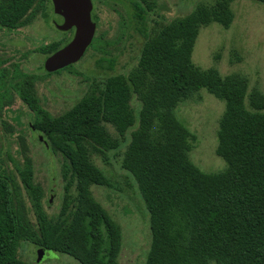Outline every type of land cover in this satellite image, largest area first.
I'll use <instances>...</instances> for the list:
<instances>
[{
	"label": "trees",
	"instance_id": "16d2710c",
	"mask_svg": "<svg viewBox=\"0 0 264 264\" xmlns=\"http://www.w3.org/2000/svg\"><path fill=\"white\" fill-rule=\"evenodd\" d=\"M236 1L202 3L151 35L156 0H132V19L145 38L137 66L127 75L108 77L59 116L40 105L30 81L19 86L32 119L27 129L36 130L49 151L66 161L64 196L59 213L50 217L31 158L23 153L21 183L0 163V264H28L19 256L23 243L80 264H118L122 228L92 192L113 185L94 157L117 152L129 132L122 168L150 215L144 264H264V92L242 74L222 76L193 62L201 30L213 24L230 29ZM252 1L264 5V0ZM40 2L48 10L50 0H0V31L24 27ZM68 42L39 53L53 55ZM115 62L109 61L112 68ZM202 90L226 107L216 153L227 168L219 173H206L192 162L196 138L178 117L182 105L200 101Z\"/></svg>",
	"mask_w": 264,
	"mask_h": 264
},
{
	"label": "rangeland",
	"instance_id": "374dc122",
	"mask_svg": "<svg viewBox=\"0 0 264 264\" xmlns=\"http://www.w3.org/2000/svg\"><path fill=\"white\" fill-rule=\"evenodd\" d=\"M212 2L156 0V10L150 14L149 33L152 35L162 23L190 14L202 3ZM233 9L235 20L230 29L213 24L201 30L193 62L204 70L217 69L222 76L242 74L252 87L259 86L264 92V5L252 0H238ZM46 11L49 15L40 2L24 27L0 31V163L16 182L21 183L19 169L23 167V153H26L33 163L34 181L45 193L44 208L50 217H55L63 203L62 176L66 161L60 154L49 151L38 141V135L27 129L32 119L30 121V111L18 92L19 86L30 81L40 105L53 116H59L88 93L100 89L108 77L129 74L138 64L145 38L137 30L136 23L131 26V12L127 8L117 3L100 2L99 34L105 42L92 47L74 67L48 75L43 69L46 56L39 54L38 49L66 41L69 37L52 23H45ZM53 21L62 23L54 13ZM111 60L116 61L113 68L109 63ZM199 96V102L186 103L178 110L179 120L196 138L190 157L206 173L223 172L227 164L216 151L225 103L206 90ZM133 106L136 108V103ZM110 132L117 137L113 129L110 128ZM130 139L129 132L117 152L108 153L106 158L94 157L96 166L111 180L113 188L93 187L92 192L122 228L123 245L118 264H144L151 245L150 215L134 179L122 168ZM22 194L30 219L36 223L28 193L22 189ZM40 250L23 243L19 256L28 264H80L59 253H52L40 261Z\"/></svg>",
	"mask_w": 264,
	"mask_h": 264
},
{
	"label": "water",
	"instance_id": "95a60500",
	"mask_svg": "<svg viewBox=\"0 0 264 264\" xmlns=\"http://www.w3.org/2000/svg\"><path fill=\"white\" fill-rule=\"evenodd\" d=\"M52 3L55 15L63 20L58 24V30L69 32L75 29L76 32L69 45L46 60L44 68L47 73H55L79 63L93 43L96 31V25L92 22L91 0H52ZM39 140L44 141L42 137ZM45 145L48 147L46 142ZM52 253L54 252L41 249L39 260L46 259Z\"/></svg>",
	"mask_w": 264,
	"mask_h": 264
},
{
	"label": "flooded vegetation",
	"instance_id": "af4514ba",
	"mask_svg": "<svg viewBox=\"0 0 264 264\" xmlns=\"http://www.w3.org/2000/svg\"><path fill=\"white\" fill-rule=\"evenodd\" d=\"M92 1V4H93V10H92V22L96 25V31H95V36H94V39H93V43L91 44V46H90V48L88 49V50H90L92 47H97V45L98 44H102L103 42H105V40H104V37H103V35L101 36L99 33H100V18H99V16H98V8H99V5H100V2H108V4H110V3H117V5H120V6H123V7H125V8H127V10H129L130 12H131V14L129 15V19H131V26H132V24H135V22L133 21V12H134V10H133V8H132V5H131V1L132 0H119V2H118V0H91ZM50 3L51 4H48L47 3V6H48V10H49V15H48V19H46L45 17V23L46 24H51L52 23V25L58 30V28H57V26H58V24L57 23H55L54 21H53V13H54V7H53V3H52V0H50ZM119 3V4H118ZM140 4H142V1H140ZM144 7H145V5H144ZM44 8V7H43ZM50 12H51V14H50ZM55 14V13H54ZM62 19V18H61ZM62 22H63V20H62ZM59 32H61L62 34H65L66 36H68L69 37V39H68V43L63 47V48H65L67 45H69V43H71L72 42V40L74 39V36H75V29H72V30H70L69 32H62V31H60V30H58ZM60 42V41H59ZM45 47V46H44ZM40 48H43V47H40ZM39 48V49H40ZM63 48H61L60 50H62ZM39 49H38V51H39ZM60 50H58V51H60ZM87 50V51H88ZM57 51V52H58ZM57 52H55V53H57ZM54 53V54H55ZM87 53V52H86ZM39 54H41V53H39ZM53 54V55H54ZM53 55H50V56H46V60L49 58V57H51V56H53ZM2 62V64H4V62L3 61H1ZM46 62V61H45ZM1 64V63H0ZM78 64V63H77ZM44 65H45V63H44ZM76 65V64H75ZM75 65H72V66H70V67H68V68H71V67H74ZM68 68H65V69H68ZM43 69L45 70V68L43 67ZM65 69H63V70H65ZM63 70H60V71H58V72H55V73H47L46 71V74H48V75H54V74H58V73H60L61 71H63ZM34 133L35 134H37L38 135V140H39V138L40 137H42L36 130L34 131ZM43 138V137H42ZM43 140H44V138H43ZM40 141V140H39ZM41 142V141H40ZM45 140L42 142L44 145H45ZM47 143V142H46ZM45 147H46V145H45ZM46 148H48L49 149V145H48V147H46Z\"/></svg>",
	"mask_w": 264,
	"mask_h": 264
}]
</instances>
